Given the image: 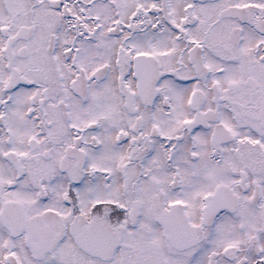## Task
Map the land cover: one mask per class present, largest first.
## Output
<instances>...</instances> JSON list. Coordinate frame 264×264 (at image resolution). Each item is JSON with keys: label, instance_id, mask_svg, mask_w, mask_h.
Returning <instances> with one entry per match:
<instances>
[{"label": "snow or ice", "instance_id": "1", "mask_svg": "<svg viewBox=\"0 0 264 264\" xmlns=\"http://www.w3.org/2000/svg\"><path fill=\"white\" fill-rule=\"evenodd\" d=\"M0 264H264V0H0Z\"/></svg>", "mask_w": 264, "mask_h": 264}]
</instances>
